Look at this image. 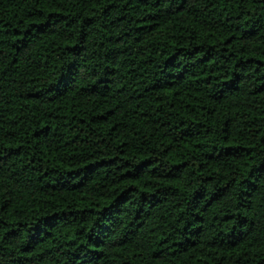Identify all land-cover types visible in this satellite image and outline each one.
<instances>
[{"label":"trees","instance_id":"trees-1","mask_svg":"<svg viewBox=\"0 0 264 264\" xmlns=\"http://www.w3.org/2000/svg\"><path fill=\"white\" fill-rule=\"evenodd\" d=\"M0 264H264V0H0Z\"/></svg>","mask_w":264,"mask_h":264}]
</instances>
